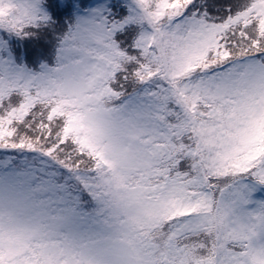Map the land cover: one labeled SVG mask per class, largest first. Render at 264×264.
<instances>
[{"label": "snow or ice", "instance_id": "1", "mask_svg": "<svg viewBox=\"0 0 264 264\" xmlns=\"http://www.w3.org/2000/svg\"><path fill=\"white\" fill-rule=\"evenodd\" d=\"M0 264H264V0H0Z\"/></svg>", "mask_w": 264, "mask_h": 264}, {"label": "rangeland", "instance_id": "2", "mask_svg": "<svg viewBox=\"0 0 264 264\" xmlns=\"http://www.w3.org/2000/svg\"><path fill=\"white\" fill-rule=\"evenodd\" d=\"M259 195H260V194H258V198H260Z\"/></svg>", "mask_w": 264, "mask_h": 264}]
</instances>
